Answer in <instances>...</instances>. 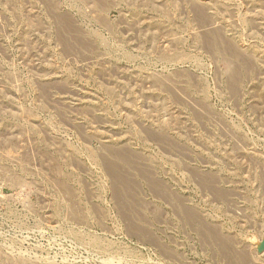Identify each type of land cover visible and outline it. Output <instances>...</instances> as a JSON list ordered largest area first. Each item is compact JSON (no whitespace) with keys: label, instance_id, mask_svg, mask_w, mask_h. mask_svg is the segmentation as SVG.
Here are the masks:
<instances>
[{"label":"rangeland","instance_id":"rangeland-1","mask_svg":"<svg viewBox=\"0 0 264 264\" xmlns=\"http://www.w3.org/2000/svg\"><path fill=\"white\" fill-rule=\"evenodd\" d=\"M264 0H0V264H264Z\"/></svg>","mask_w":264,"mask_h":264},{"label":"water","instance_id":"water-1","mask_svg":"<svg viewBox=\"0 0 264 264\" xmlns=\"http://www.w3.org/2000/svg\"><path fill=\"white\" fill-rule=\"evenodd\" d=\"M264 247V240L258 245V250H261Z\"/></svg>","mask_w":264,"mask_h":264}]
</instances>
